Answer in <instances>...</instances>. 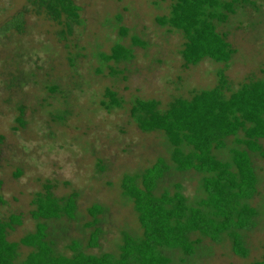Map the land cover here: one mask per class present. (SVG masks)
Segmentation results:
<instances>
[{
	"label": "rangeland",
	"instance_id": "1",
	"mask_svg": "<svg viewBox=\"0 0 264 264\" xmlns=\"http://www.w3.org/2000/svg\"><path fill=\"white\" fill-rule=\"evenodd\" d=\"M247 1L238 2L234 14L216 25L235 49L227 65L205 57L183 67L181 33L155 21L168 12L169 0H74L79 16L69 28L63 19L27 11L20 17L21 31L3 26L28 0H0V219L20 214L7 239L17 241L34 229L30 200L46 182L56 196L77 194L72 219L45 222L60 252L68 253L65 244L71 240L88 253L115 252L122 231L140 234L119 182L157 157L168 160V145L162 132L140 131L129 107L137 98H152L164 109L173 98L213 87L219 69L231 89L264 77V0ZM120 26L126 28L123 35ZM133 36L142 45H132ZM115 42L130 47L132 57L102 61L98 54L109 52ZM105 89L115 92L119 107L107 110L100 104L108 101ZM20 108L22 124L16 121ZM260 142L264 148V139ZM252 160L257 191L249 204L257 215L253 227L242 230L247 255L234 254L227 238H203L191 256L165 250L172 264H250L263 258L264 161ZM176 182L189 199L199 195L198 174L192 171L169 170L155 192L171 191ZM94 203L103 207L97 215L98 246L84 248L93 230L87 226L92 219L87 208ZM27 251L19 247L21 255Z\"/></svg>",
	"mask_w": 264,
	"mask_h": 264
},
{
	"label": "trees",
	"instance_id": "2",
	"mask_svg": "<svg viewBox=\"0 0 264 264\" xmlns=\"http://www.w3.org/2000/svg\"><path fill=\"white\" fill-rule=\"evenodd\" d=\"M247 0H169L166 14L155 16L159 26L177 30L183 37L179 55L182 66L188 67L203 58L227 65L235 52L216 25L226 22L236 11L237 3ZM238 5V4H237ZM80 7L74 0H28L27 7L3 26L21 31L24 12L32 11L61 22L66 27L76 22ZM120 35L126 28L119 27ZM132 45H142L132 37ZM102 61L128 60L130 47L115 42L109 52H100ZM111 73H115L113 70ZM105 108L119 107L115 92L105 89ZM129 115L140 131H160L168 145V160L157 157L139 172L124 174L119 182L120 194L132 204L140 234L121 232L115 252L88 253L82 243L71 240L65 244L68 253L60 252L48 237L50 220L72 219L76 211V192L56 196L51 184L33 194L29 210L34 229L18 238L7 239V230L20 223V214L0 219V264H172L166 251L177 250L191 256L203 238L212 242L228 239L231 251L247 255L242 230L254 225L257 211L249 204L256 193L257 178L253 158L264 161V77L249 78L231 89L223 69L209 89L193 92L188 98H173L164 109L155 99H135ZM23 123L22 109L16 117ZM231 139V145L227 140ZM224 152V153H223ZM169 170L192 171L198 174L199 195L189 199L180 183L173 189L156 193L161 177ZM103 207L91 204L87 212L92 226L84 248L98 246V217ZM28 251L21 255L19 247ZM203 247V246H202ZM183 262V260H181ZM250 264H264L261 260Z\"/></svg>",
	"mask_w": 264,
	"mask_h": 264
}]
</instances>
